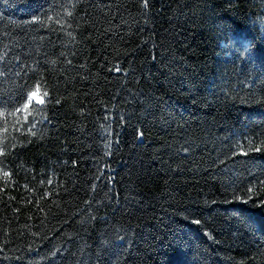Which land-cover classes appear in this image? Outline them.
I'll return each mask as SVG.
<instances>
[{
    "label": "trees",
    "instance_id": "trees-1",
    "mask_svg": "<svg viewBox=\"0 0 264 264\" xmlns=\"http://www.w3.org/2000/svg\"><path fill=\"white\" fill-rule=\"evenodd\" d=\"M0 264H264V0H0Z\"/></svg>",
    "mask_w": 264,
    "mask_h": 264
},
{
    "label": "snow or ice",
    "instance_id": "snow-or-ice-1",
    "mask_svg": "<svg viewBox=\"0 0 264 264\" xmlns=\"http://www.w3.org/2000/svg\"><path fill=\"white\" fill-rule=\"evenodd\" d=\"M145 6H147V0H145ZM117 71H119V69H117ZM38 88L39 86H37V89ZM44 95H46V93ZM33 101H35L36 105L44 104V99L41 97L38 90L27 94V102L23 105V107L27 109ZM5 175L7 176L8 173H5ZM49 183H51V181H49ZM197 223H199V221H197Z\"/></svg>",
    "mask_w": 264,
    "mask_h": 264
}]
</instances>
